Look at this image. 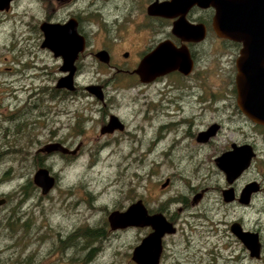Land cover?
Returning a JSON list of instances; mask_svg holds the SVG:
<instances>
[{"label":"rangeland","instance_id":"rangeland-1","mask_svg":"<svg viewBox=\"0 0 264 264\" xmlns=\"http://www.w3.org/2000/svg\"><path fill=\"white\" fill-rule=\"evenodd\" d=\"M148 1L151 0H71L57 9L55 0H17L11 12L0 11L3 22L0 26V197L7 199L0 207V264H136L131 253L146 234L145 229L130 226L112 230L109 213L124 211L138 199L153 209L164 207L168 213L178 211L182 203L177 198L189 194L191 185L207 184L206 177L212 178L211 182L221 177L211 161L208 162L206 149L199 150L187 132L192 133L200 127L199 121H196L198 125L196 122L194 126L183 125L177 139L173 134L171 138L161 139L160 151H148L145 139H153L160 131L135 129V125L144 123V95L155 90L124 85L126 80H138L115 76L111 67L92 54L104 47L112 62H116L123 49L142 47L143 34L138 28L145 18ZM53 7L56 17L71 15L83 19L87 45L79 60L78 80L83 84L106 83L110 100L103 107L89 95H77L81 96L80 100L65 107V113L56 112L64 106L52 103L55 110L51 118L55 123L48 129L72 147L81 143V149L76 157L38 153L43 159L37 160L34 159L35 152L50 138L48 130L45 127L33 129L24 123L25 119L19 124L7 122L3 111L13 108L9 105L13 98H25L31 96V92H38L33 96L41 97L40 89L53 86L61 75V59L40 47L35 51L39 68L27 72L39 73L38 79H21L17 73L23 63L30 61L29 56L21 55L17 50L23 43L15 48V39L28 33L21 21H30L29 29H35ZM17 14V19L12 21ZM4 19L7 20L4 22ZM29 33L35 36L37 28ZM218 49L214 43L211 50L215 59ZM29 79L35 88L39 87L38 90L30 88ZM22 83L27 89H20ZM217 83L215 81L216 91ZM170 95L174 97V91ZM109 113L118 115L125 122V132L115 136L99 133L102 121ZM75 119L74 125L82 130L71 133L72 125L69 124ZM228 124L222 122V131H227ZM58 126L62 128L57 131ZM41 129L43 133H40ZM69 133L71 135L67 137ZM165 133L167 131L162 132ZM35 140L41 141L40 145ZM218 141L222 143V138ZM36 162H42V166L57 178L54 187L45 195L32 183L33 173L38 168ZM165 179L170 183L163 189L160 184ZM190 211L195 212V208L191 207ZM9 216H17L19 230L25 223L30 227L28 232L23 235L24 230L18 234L7 230L14 227L12 222L6 221ZM178 216L173 214L174 218ZM181 239L180 231L165 241V254L171 260L178 252Z\"/></svg>","mask_w":264,"mask_h":264},{"label":"flooded vegetation","instance_id":"flooded-vegetation-1","mask_svg":"<svg viewBox=\"0 0 264 264\" xmlns=\"http://www.w3.org/2000/svg\"><path fill=\"white\" fill-rule=\"evenodd\" d=\"M16 1L11 0L9 8L0 9V11L4 14L11 12ZM154 1H148L145 18L140 23L141 28H138L142 30L143 34L142 47L136 50L123 49L119 52L116 62H112L109 51L104 47L92 54L96 57L97 51L106 50L109 59L104 64L112 68L115 76L131 77L138 80V82L126 80L123 82L124 85L131 87L140 85L146 89L155 90V92L144 95V116L146 118L143 116L144 123L142 125H135V129L143 127L144 130L153 133L159 129L160 133L153 139L151 137L145 139L149 146L148 151L152 149L160 151L161 139L165 138L164 140H166L169 136L171 138L172 134L175 138L177 133L181 132L183 125L194 126L195 122L199 121L200 127L197 126L192 133L190 130L187 132L199 146V150L206 149V152L209 153V161H207H211L213 167L221 173V177L214 179L215 181L211 182L212 178L206 177V180H209L207 184L191 185L189 194L179 195L177 200L182 205L178 211L168 213L164 207L153 209L145 205L141 199L149 215L162 214L175 229L174 232L165 233L162 236L159 264H264V124L255 122L248 115V110L251 108L246 106L249 100L247 82L242 85L243 91L238 90L237 60L240 57L242 44L219 37L212 27L214 9L212 7L201 8L197 5L188 9L185 20L192 25L202 26L204 36L200 40H183L173 31L174 22L178 16L166 17L147 12L148 5ZM55 2L59 9L71 0H55ZM55 10L54 7L51 8L44 21L64 23L70 18L76 19L77 30L84 36L87 45V32L82 26L83 19L80 16L71 17V15L56 17ZM17 17L18 14L11 20L13 21ZM6 20L4 19V22ZM40 23L35 27L38 33L34 36L29 33L35 30L34 28L29 29L30 21L27 23L21 21V24L26 27L25 32L28 33L21 39L20 37L15 39V48L19 47V43H23L17 50L21 55L30 57V61L23 63L22 68L17 71L21 79H38L39 73L27 74V72L39 68L37 57H35V51H39V47L54 55L50 49L41 47L44 37L40 32ZM2 24L0 19V26ZM24 37L26 41L23 42ZM165 41L171 42L176 47H187L191 61L190 68L186 72L173 69L156 76L141 78L135 72L140 61L145 56L152 54ZM214 43L219 47L216 59L214 52L212 53L213 50H211ZM204 45H207V48H204ZM83 52L79 53L74 62V90L56 87L57 80L67 74L60 70V65L61 75L53 86H43L40 89L41 97H35L33 96L34 92H31V96L13 98V103H9L13 108H5L3 111L7 122L25 119L24 123L33 129L45 127L48 130L50 138L41 147H38L34 159H43V156L38 157V153L44 155L59 153L64 158L76 157L81 149V143L72 147L71 143L54 136V132L48 129V126H54L55 123L51 118L55 110L52 103L56 102V105L64 106L62 110L57 109L56 112L59 110L61 113H65V107L70 106L74 100H80L81 96L77 95H89L95 101L100 102L103 107H106L105 102L110 100L105 90L106 83H79L78 76L81 72L79 60ZM58 58L61 59L60 56ZM261 67L264 69V61L261 63ZM29 81L32 90L39 89V87L33 86L30 79ZM215 81L218 82L217 91ZM23 84L20 89H27V86L23 87ZM88 85H99L102 98L99 99L86 90ZM171 91H174V97L170 95ZM34 94H38V92ZM94 111L101 112L102 110L95 108ZM217 113L219 114L216 115ZM259 115L260 118L256 117L255 119L264 120V108H261ZM112 118L116 120L114 123H112ZM76 121L75 119L69 124L72 125L69 130L71 133H77L76 129L82 130L74 125ZM223 121L229 123L225 132L222 131ZM197 122L196 125H198ZM118 124L122 128H119ZM104 127L108 129L102 131ZM61 128L58 126L56 130ZM125 131V122L118 115L112 113L103 119L99 129L100 134L111 136ZM165 131L167 133L162 134ZM40 133H43V129ZM71 133L67 137H70ZM220 138H222V143L218 141ZM55 142L60 143L67 151L63 153L42 151L46 144ZM36 143L40 145L41 141L37 140ZM42 165V162L37 163L38 168ZM54 178L56 184L57 178L55 176ZM166 180L168 182L165 186H162L165 182L160 184L163 189L170 183L169 179ZM5 200L0 207L7 203L6 198ZM191 207L195 208V212L190 211ZM182 213L185 214L184 217H182ZM173 214H179L178 218H174ZM179 224L180 228H178ZM183 226H186V229ZM143 228L146 232L144 236L153 230L151 225H145ZM180 231L181 245L176 256L171 260L170 256L165 254L164 244L167 238L176 236Z\"/></svg>","mask_w":264,"mask_h":264},{"label":"water","instance_id":"water-1","mask_svg":"<svg viewBox=\"0 0 264 264\" xmlns=\"http://www.w3.org/2000/svg\"><path fill=\"white\" fill-rule=\"evenodd\" d=\"M10 1L0 0V9H8ZM193 5L201 8L212 7L214 32L219 37L242 44L240 57L237 60L238 90L243 91L242 85L247 82L249 100L246 106L251 108L248 110V115L255 122L264 124V120L255 119L260 118V110L264 108V69L261 67L264 61V0H155L148 5L147 12L166 17L178 16L174 22L173 31L183 40H200L204 36L202 26L192 25L185 20L186 12ZM39 28L44 37L41 47L50 49L56 57L60 56L62 60L60 70L67 72L57 80L56 87L74 90V62L86 45L84 36L77 30L76 19L70 18L64 23L43 21ZM95 56L103 63L108 62L109 56L106 50L97 51ZM190 66L187 47H176L171 42L165 41L157 50L140 61L135 72L141 78H145L173 69L186 72ZM100 89L99 85L86 87V90L99 99L102 98ZM115 121L112 118V123ZM118 126L122 128L119 124ZM107 129L104 127L102 131ZM42 151L63 153L67 149L55 142L46 144ZM32 180L41 189L42 194L48 193L55 184L54 176L50 174L47 167L43 166L34 171ZM167 182L168 180L162 186H165ZM5 201L4 197L0 198V205ZM108 221L112 230L130 226H152V232L144 236L132 250L131 258L136 264H159L162 236L175 230L162 214L149 215L141 199L128 205L124 211H111Z\"/></svg>","mask_w":264,"mask_h":264},{"label":"trees","instance_id":"trees-1","mask_svg":"<svg viewBox=\"0 0 264 264\" xmlns=\"http://www.w3.org/2000/svg\"><path fill=\"white\" fill-rule=\"evenodd\" d=\"M14 122H17L18 124H19V120H17V119H15V121ZM20 128V127H19ZM19 128H18V130H19ZM18 130H16V131H18ZM6 221L7 222H12V225H14V227H12L11 229H7V230H9V231H11L12 233H14V234H18V233H20L22 230H24V232H23V235H24V233L25 232H28V229L30 228H28V227H26V225H25V223H22L21 224V231L19 230V219H18V217L17 216H9V217H7V219H6ZM8 233V232H7Z\"/></svg>","mask_w":264,"mask_h":264},{"label":"bare ground","instance_id":"bare-ground-1","mask_svg":"<svg viewBox=\"0 0 264 264\" xmlns=\"http://www.w3.org/2000/svg\"><path fill=\"white\" fill-rule=\"evenodd\" d=\"M60 234V233H59Z\"/></svg>","mask_w":264,"mask_h":264}]
</instances>
